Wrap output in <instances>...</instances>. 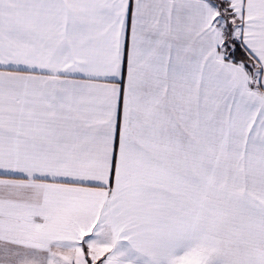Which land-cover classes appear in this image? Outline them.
Segmentation results:
<instances>
[{
  "label": "snow or ice",
  "instance_id": "6c2138e0",
  "mask_svg": "<svg viewBox=\"0 0 264 264\" xmlns=\"http://www.w3.org/2000/svg\"><path fill=\"white\" fill-rule=\"evenodd\" d=\"M0 264H264V0H0Z\"/></svg>",
  "mask_w": 264,
  "mask_h": 264
}]
</instances>
